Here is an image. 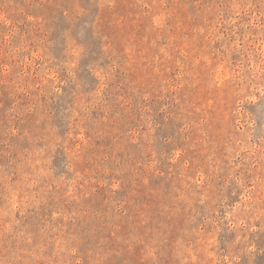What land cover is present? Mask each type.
<instances>
[{"label":"rangeland","instance_id":"rangeland-1","mask_svg":"<svg viewBox=\"0 0 264 264\" xmlns=\"http://www.w3.org/2000/svg\"><path fill=\"white\" fill-rule=\"evenodd\" d=\"M0 264H264V0H0Z\"/></svg>","mask_w":264,"mask_h":264},{"label":"trees","instance_id":"trees-1","mask_svg":"<svg viewBox=\"0 0 264 264\" xmlns=\"http://www.w3.org/2000/svg\"><path fill=\"white\" fill-rule=\"evenodd\" d=\"M116 229H118V228L116 227Z\"/></svg>","mask_w":264,"mask_h":264}]
</instances>
